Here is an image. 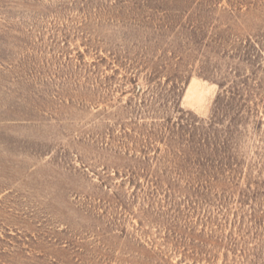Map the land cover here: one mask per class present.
Segmentation results:
<instances>
[{
	"label": "rangeland",
	"instance_id": "374dc122",
	"mask_svg": "<svg viewBox=\"0 0 264 264\" xmlns=\"http://www.w3.org/2000/svg\"><path fill=\"white\" fill-rule=\"evenodd\" d=\"M0 264H264V0H0Z\"/></svg>",
	"mask_w": 264,
	"mask_h": 264
},
{
	"label": "trees",
	"instance_id": "16d2710c",
	"mask_svg": "<svg viewBox=\"0 0 264 264\" xmlns=\"http://www.w3.org/2000/svg\"><path fill=\"white\" fill-rule=\"evenodd\" d=\"M230 92L231 90L228 91L224 89L221 95L219 96V103L217 104H220V102L222 103V101H224L225 98L228 97V94ZM234 101H235V95H232V97L229 96V99L225 102V106H226V110H228L229 108H230V111L236 110L234 112L235 114L239 110L237 111L238 108H236L235 106L236 104L234 103ZM236 116H237V113L234 118L232 117L230 119L229 121L230 126L227 127L224 131V133L226 134V138L227 136L234 134L233 129H235L237 133L239 132L238 126L240 123L238 122ZM188 131H190L188 134V137H189L188 141L190 143L189 147H190L191 152L194 155H196V157L199 156L200 158L202 157L205 159L203 163L199 164V168L201 167L202 171L203 170L207 171V173L210 171H213L214 170L213 166H215V164H211L212 162H216L215 169L219 172L223 169L224 166H228L226 165L225 154L214 151V145H215L214 141L217 140V135L213 129L205 125H201V123L198 122V124H194V126L192 125V130H188ZM218 134H219L218 136H220L221 133L218 132ZM203 152H205V154L202 155ZM169 191L171 192V190Z\"/></svg>",
	"mask_w": 264,
	"mask_h": 264
}]
</instances>
